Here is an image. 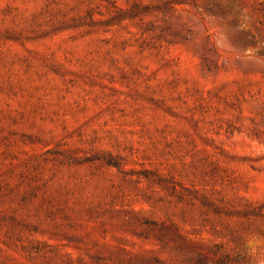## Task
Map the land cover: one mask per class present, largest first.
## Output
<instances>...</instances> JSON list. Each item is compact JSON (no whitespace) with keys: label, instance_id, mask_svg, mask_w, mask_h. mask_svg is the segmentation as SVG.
Returning <instances> with one entry per match:
<instances>
[{"label":"rangeland","instance_id":"374dc122","mask_svg":"<svg viewBox=\"0 0 264 264\" xmlns=\"http://www.w3.org/2000/svg\"><path fill=\"white\" fill-rule=\"evenodd\" d=\"M0 264H264V0H0Z\"/></svg>","mask_w":264,"mask_h":264}]
</instances>
